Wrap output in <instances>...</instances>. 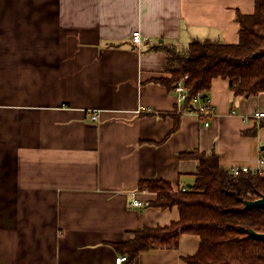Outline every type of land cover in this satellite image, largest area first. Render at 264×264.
<instances>
[{"label":"crops","instance_id":"crops-1","mask_svg":"<svg viewBox=\"0 0 264 264\" xmlns=\"http://www.w3.org/2000/svg\"><path fill=\"white\" fill-rule=\"evenodd\" d=\"M255 0H0V264H117L115 244L180 220L157 208L140 181L175 192L195 181L199 151L232 168L260 165L264 93L236 97L227 79L209 92L208 127L176 115L163 47L195 39L238 44L237 12ZM141 31L147 41L136 46ZM140 106L154 113L137 114ZM93 113L99 114L97 121ZM179 123L177 130L176 126ZM145 203L134 207L133 201ZM201 247L184 235L176 251L122 264H187Z\"/></svg>","mask_w":264,"mask_h":264},{"label":"trees","instance_id":"trees-1","mask_svg":"<svg viewBox=\"0 0 264 264\" xmlns=\"http://www.w3.org/2000/svg\"><path fill=\"white\" fill-rule=\"evenodd\" d=\"M255 6L253 15L237 12L238 44L195 39L185 50L163 47L169 77L158 81L170 91L183 81L188 90L176 115L194 111L192 98L198 93L209 96L217 78L229 80L236 97L264 93V0H255ZM178 127L179 123L175 130ZM181 157L199 162L195 181L186 192H175L172 184L162 179L142 180L138 186L139 191L158 195L152 206L178 207L180 220L168 227L136 231L130 240L115 244L116 250L131 263L141 254L176 251L184 235H197L200 250L185 259L187 264H264V241L248 233L249 229L264 233V208H245L246 201L264 196V164L262 174H233L221 165L216 153L196 151Z\"/></svg>","mask_w":264,"mask_h":264},{"label":"built area","instance_id":"built-area-1","mask_svg":"<svg viewBox=\"0 0 264 264\" xmlns=\"http://www.w3.org/2000/svg\"><path fill=\"white\" fill-rule=\"evenodd\" d=\"M147 39H148L147 37H144L142 35L141 31H136L133 34L132 41L136 46H141L144 42L147 41ZM187 78L188 77H186V79ZM175 92L178 97V103H179L178 106L182 107V105L184 104V102L187 100L188 97V90L185 87L183 81L177 85V87L175 88ZM192 104L193 106H195V109L194 111L188 113L195 114L198 117V119L204 124V126L208 127L210 125L212 117L215 114V107L210 100V96L204 98L203 93H198L192 98ZM136 112L138 115L154 113V111L150 107H145V106H140ZM254 117L259 120H264V112H256ZM91 118L92 120L97 121L99 119V114L93 113L91 115ZM263 164H264V159L262 158L260 161V165L255 169H251L248 167L232 168L230 169V172L233 174H237L239 173V171L252 172L253 174H262ZM186 191L187 188L182 189V192H186ZM132 205L138 208L145 207V203L139 200H134ZM126 260L127 257H120L116 260V262L117 264H122Z\"/></svg>","mask_w":264,"mask_h":264},{"label":"water","instance_id":"water-1","mask_svg":"<svg viewBox=\"0 0 264 264\" xmlns=\"http://www.w3.org/2000/svg\"><path fill=\"white\" fill-rule=\"evenodd\" d=\"M245 208L246 209L264 208V196H262L260 199H257L255 201H246ZM248 233L249 236L252 237L253 239L264 241V233H258L252 229H249Z\"/></svg>","mask_w":264,"mask_h":264}]
</instances>
